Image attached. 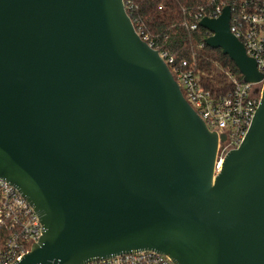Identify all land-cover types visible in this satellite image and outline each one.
Instances as JSON below:
<instances>
[{
  "label": "water",
  "instance_id": "obj_1",
  "mask_svg": "<svg viewBox=\"0 0 264 264\" xmlns=\"http://www.w3.org/2000/svg\"><path fill=\"white\" fill-rule=\"evenodd\" d=\"M199 24L245 82L264 74L230 29ZM257 88L255 92H258ZM124 0H0V177L43 235L14 264L154 250L176 264H264V87L241 144L219 142Z\"/></svg>",
  "mask_w": 264,
  "mask_h": 264
},
{
  "label": "built area",
  "instance_id": "obj_2",
  "mask_svg": "<svg viewBox=\"0 0 264 264\" xmlns=\"http://www.w3.org/2000/svg\"><path fill=\"white\" fill-rule=\"evenodd\" d=\"M223 8L217 7L209 16L217 18ZM230 29L243 43L264 74V2L242 0L231 7ZM202 19V18H201ZM196 28V25H192ZM147 40L146 37H143ZM151 44V43H150ZM152 46V44H151ZM153 47V46H152ZM160 52V51H159ZM178 81L185 98L212 131L226 139L219 142L215 173H219L226 154L244 139L260 104L264 78L257 83L235 80L231 91L217 95L206 88L187 62L176 65L174 57L160 52ZM172 67V68H171ZM258 92H255L256 89ZM44 231L39 213L20 189L0 177V264H14L40 241ZM85 264H176L167 255L154 250H133Z\"/></svg>",
  "mask_w": 264,
  "mask_h": 264
},
{
  "label": "trees",
  "instance_id": "obj_3",
  "mask_svg": "<svg viewBox=\"0 0 264 264\" xmlns=\"http://www.w3.org/2000/svg\"><path fill=\"white\" fill-rule=\"evenodd\" d=\"M240 1L124 0V3L136 29L154 48L174 57L176 65L187 62V68L199 75L206 88L225 95L231 91L235 80L243 81V75L221 49L205 43L211 33L199 22L217 7H232Z\"/></svg>",
  "mask_w": 264,
  "mask_h": 264
}]
</instances>
